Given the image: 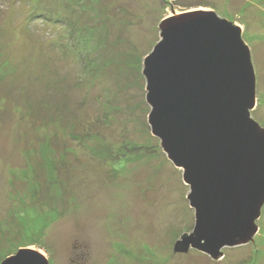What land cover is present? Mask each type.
Here are the masks:
<instances>
[{
    "label": "rangeland",
    "instance_id": "1",
    "mask_svg": "<svg viewBox=\"0 0 264 264\" xmlns=\"http://www.w3.org/2000/svg\"><path fill=\"white\" fill-rule=\"evenodd\" d=\"M198 11L242 29L264 129V0H0V264H264V208L254 242L175 253L196 213L152 133L145 61Z\"/></svg>",
    "mask_w": 264,
    "mask_h": 264
},
{
    "label": "water",
    "instance_id": "2",
    "mask_svg": "<svg viewBox=\"0 0 264 264\" xmlns=\"http://www.w3.org/2000/svg\"><path fill=\"white\" fill-rule=\"evenodd\" d=\"M162 41L145 61L153 135L184 171L195 209L191 249L214 260L223 250L254 242L264 208V129L252 119L257 82L242 29L214 12L164 21ZM3 264H49L22 250Z\"/></svg>",
    "mask_w": 264,
    "mask_h": 264
}]
</instances>
